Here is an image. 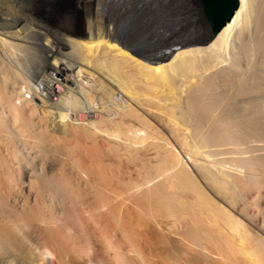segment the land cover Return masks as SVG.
Wrapping results in <instances>:
<instances>
[{
	"label": "bare ground",
	"instance_id": "1",
	"mask_svg": "<svg viewBox=\"0 0 264 264\" xmlns=\"http://www.w3.org/2000/svg\"><path fill=\"white\" fill-rule=\"evenodd\" d=\"M115 1L0 0V264H264V0L175 50Z\"/></svg>",
	"mask_w": 264,
	"mask_h": 264
},
{
	"label": "water",
	"instance_id": "2",
	"mask_svg": "<svg viewBox=\"0 0 264 264\" xmlns=\"http://www.w3.org/2000/svg\"><path fill=\"white\" fill-rule=\"evenodd\" d=\"M129 1L131 8L126 17L137 14L142 19L150 20L152 28L162 39L159 44L173 43L172 50L184 44L210 42L231 20L239 5V0Z\"/></svg>",
	"mask_w": 264,
	"mask_h": 264
},
{
	"label": "rangeland",
	"instance_id": "3",
	"mask_svg": "<svg viewBox=\"0 0 264 264\" xmlns=\"http://www.w3.org/2000/svg\"><path fill=\"white\" fill-rule=\"evenodd\" d=\"M61 2H62V0H61ZM115 3H117V0L115 1ZM135 16H137V14H135L134 17H132V20H134L133 23H132L130 16L128 17L130 19H128L126 17L128 19L126 23L121 22V25L123 24L121 26L123 33L124 32L126 33V31H128V33L130 32L131 36L128 39V41L131 44H133L134 46L139 44V45H142L143 47H145L146 45L149 47L153 44L152 47L157 46V47H155V50H159L162 47V45H164V44H159L162 41V39L159 37L160 35L158 34V32L155 31L154 28H152L151 21L150 20H144L146 22V24H145V23H143V20H142L141 21L142 28H140L139 22H137V21L135 22V20H137V19L139 20V18H137L138 16L137 17H135ZM129 23L131 26L129 25ZM142 42L146 43V45L143 44ZM152 49H154V48H152ZM157 52H159V51H157ZM120 94H121L120 92L115 94L113 96L114 100L119 101L120 100ZM53 110L51 109V111H53ZM52 113H50L48 115H51ZM158 144H160V146H158V147L149 146V147L143 149V151L141 152L139 157H137L135 160H129L128 162H126L124 165L125 176L128 177V175H130L133 178L136 177V179H137V177L138 178H140V177H153V181L155 183V186L159 185L161 180L163 179V177L166 176L168 172H170V168H169V166H167L169 159H165V157H167V151L166 150H167V148H169V145L165 142H162V141H160ZM181 155H183V157H182L183 160L186 159V161L184 160L185 164L188 163L187 165L189 167L196 168L197 164L195 162L192 163V160L189 159L187 155H185L183 153L180 154V156ZM216 158H217V156H216ZM189 160L191 162H189ZM198 160H201V159L199 158ZM212 162H214L213 163L214 165H216L215 163H217V162H215L214 159L212 160ZM213 164H210L211 165L210 168L216 169V167L213 166ZM217 165H219V164L217 163ZM172 186H173V184H172ZM49 259L53 260L51 257Z\"/></svg>",
	"mask_w": 264,
	"mask_h": 264
}]
</instances>
